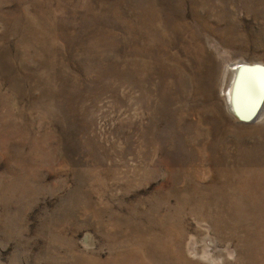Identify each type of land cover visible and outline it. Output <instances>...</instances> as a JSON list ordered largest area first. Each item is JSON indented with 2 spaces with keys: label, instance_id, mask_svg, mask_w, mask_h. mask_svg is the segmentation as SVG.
Returning <instances> with one entry per match:
<instances>
[{
  "label": "rangeland",
  "instance_id": "1",
  "mask_svg": "<svg viewBox=\"0 0 264 264\" xmlns=\"http://www.w3.org/2000/svg\"><path fill=\"white\" fill-rule=\"evenodd\" d=\"M241 65L264 0H0V264H264Z\"/></svg>",
  "mask_w": 264,
  "mask_h": 264
},
{
  "label": "bare ground",
  "instance_id": "2",
  "mask_svg": "<svg viewBox=\"0 0 264 264\" xmlns=\"http://www.w3.org/2000/svg\"><path fill=\"white\" fill-rule=\"evenodd\" d=\"M234 68V67H233ZM252 68V67H251ZM249 65L239 66L238 80L233 88V95L235 98L234 112L243 120L251 121L256 118L260 112L262 103L258 107V102L260 100L259 95H255V90L257 89V81H261L260 84H264V69L261 67H256L251 69ZM234 69H237L235 67ZM262 76V77H261ZM247 85H250L252 98L245 100V90ZM258 90V89H257ZM248 93V91H247ZM263 94V93H262ZM257 110L255 111V108Z\"/></svg>",
  "mask_w": 264,
  "mask_h": 264
},
{
  "label": "water",
  "instance_id": "3",
  "mask_svg": "<svg viewBox=\"0 0 264 264\" xmlns=\"http://www.w3.org/2000/svg\"><path fill=\"white\" fill-rule=\"evenodd\" d=\"M252 67V68H251ZM257 66H250V68L251 69H254V68H256ZM262 77V76H261ZM260 82L261 81H257V85L256 86H258L257 87V89L255 90V95H259L261 98H260V100H259V102H258V107L260 106V104L263 102V100H264V84H263V86L260 84ZM263 93V94H262ZM257 110V107L255 108V111Z\"/></svg>",
  "mask_w": 264,
  "mask_h": 264
}]
</instances>
